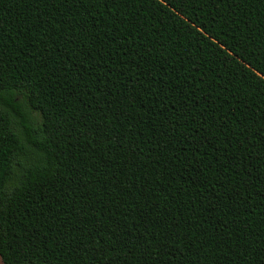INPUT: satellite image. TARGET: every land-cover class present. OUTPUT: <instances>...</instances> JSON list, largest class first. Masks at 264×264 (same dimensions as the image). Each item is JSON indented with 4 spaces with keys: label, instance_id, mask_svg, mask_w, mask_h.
<instances>
[{
    "label": "trees",
    "instance_id": "16d2710c",
    "mask_svg": "<svg viewBox=\"0 0 264 264\" xmlns=\"http://www.w3.org/2000/svg\"><path fill=\"white\" fill-rule=\"evenodd\" d=\"M0 257L264 264V0H0Z\"/></svg>",
    "mask_w": 264,
    "mask_h": 264
},
{
    "label": "rangeland",
    "instance_id": "374dc122",
    "mask_svg": "<svg viewBox=\"0 0 264 264\" xmlns=\"http://www.w3.org/2000/svg\"><path fill=\"white\" fill-rule=\"evenodd\" d=\"M22 106H23L22 108L25 111L29 112V110L26 108V104L24 102H23ZM30 121L34 127H38V125H40V123H41V116L35 111H30Z\"/></svg>",
    "mask_w": 264,
    "mask_h": 264
},
{
    "label": "crops",
    "instance_id": "0c3cea01",
    "mask_svg": "<svg viewBox=\"0 0 264 264\" xmlns=\"http://www.w3.org/2000/svg\"><path fill=\"white\" fill-rule=\"evenodd\" d=\"M0 264H3L1 257H0Z\"/></svg>",
    "mask_w": 264,
    "mask_h": 264
}]
</instances>
